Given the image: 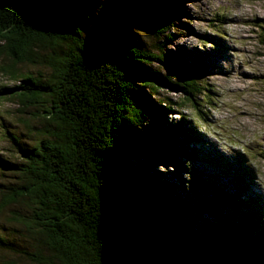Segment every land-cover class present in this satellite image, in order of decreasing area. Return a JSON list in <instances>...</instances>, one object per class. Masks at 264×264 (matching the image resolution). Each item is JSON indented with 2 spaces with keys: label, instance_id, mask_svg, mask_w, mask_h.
I'll return each instance as SVG.
<instances>
[{
  "label": "trees",
  "instance_id": "trees-1",
  "mask_svg": "<svg viewBox=\"0 0 264 264\" xmlns=\"http://www.w3.org/2000/svg\"><path fill=\"white\" fill-rule=\"evenodd\" d=\"M102 2L95 10L87 0H0V75L11 82L0 86V101L16 105L31 140L8 133L11 159L0 160V173L12 176L0 184V215L8 209L16 226L9 240L0 235V264H264L257 197H248L251 213L241 193L215 192L239 221L209 211L218 223L198 224L213 207L154 170L165 158L176 178L189 174L187 142L202 136L183 117L167 124L172 102L161 87L191 105L195 123L204 120L196 97L208 100L203 67L172 64L162 51L182 0H163L145 27L161 43L154 53L130 37L129 24L144 27L123 0ZM180 25L174 32H185ZM132 155L147 162L142 171Z\"/></svg>",
  "mask_w": 264,
  "mask_h": 264
},
{
  "label": "rangeland",
  "instance_id": "rangeland-1",
  "mask_svg": "<svg viewBox=\"0 0 264 264\" xmlns=\"http://www.w3.org/2000/svg\"><path fill=\"white\" fill-rule=\"evenodd\" d=\"M87 1L89 6L94 5L95 10L104 4L103 0ZM176 7H179L174 15L178 17L176 27L182 24L180 26L186 27V30L177 33L174 32L176 27L169 30V33H175V37L162 51L170 63L191 67H196L197 63L203 67L200 84L209 90L206 92L208 100L201 101L199 96L196 97L198 103L204 104L201 109L205 113L204 120L195 123L197 116L191 105L184 102L180 95L161 87L159 94L172 102L171 111L167 113V124L177 123L183 117L189 123V128L202 136L199 137L200 141L191 138L187 142L195 152L194 160H184L189 174H183L181 179L176 178L178 176L168 167L165 158L160 159L158 164L153 163L154 170L182 188L189 200L195 197L198 198L196 202H201L197 204L208 203L213 207L201 213L198 224H203V219L218 223L210 217L211 212L218 213L224 221L229 222L230 219L238 222L240 217L232 216L228 206L222 205L214 193L230 196L241 193L240 201L246 202L244 209L247 212L253 209L248 197H257L264 209V0H182L176 3ZM129 26L134 30L128 27L133 31L130 37L138 40L146 50L154 53L157 52L155 49H160L161 43L152 29ZM154 66L159 68L160 64L155 63ZM37 69L45 73L43 68ZM159 71L164 74L163 70ZM6 84L10 85L11 82L0 75V86ZM210 102L211 106H206ZM15 109V104L0 101V160L11 159L8 133L22 142L31 141L27 139ZM176 139L186 144L183 137ZM257 153L262 155L258 156ZM132 158L135 159L133 169L142 171L147 162L140 156L132 155ZM214 163L217 164L214 166ZM0 172H3L1 167ZM0 174L4 175L0 176L2 186L12 181L9 174ZM195 179H198V183L189 186ZM186 185L194 190V194L189 192ZM205 186L207 189L203 188ZM216 201L219 205H216ZM255 207L256 210L260 208ZM7 218L8 209L0 215V235L9 240L16 226L9 224ZM249 233L252 234L251 231ZM246 239L244 242L250 257L252 246L250 239ZM12 240L21 244L16 235L12 236ZM239 246L245 249L246 255V248Z\"/></svg>",
  "mask_w": 264,
  "mask_h": 264
},
{
  "label": "water",
  "instance_id": "water-1",
  "mask_svg": "<svg viewBox=\"0 0 264 264\" xmlns=\"http://www.w3.org/2000/svg\"><path fill=\"white\" fill-rule=\"evenodd\" d=\"M134 19L141 27H146L155 19V15L162 12L163 0H123Z\"/></svg>",
  "mask_w": 264,
  "mask_h": 264
},
{
  "label": "bare ground",
  "instance_id": "bare-ground-1",
  "mask_svg": "<svg viewBox=\"0 0 264 264\" xmlns=\"http://www.w3.org/2000/svg\"><path fill=\"white\" fill-rule=\"evenodd\" d=\"M33 27H34V26H33ZM20 48H21V47H20ZM25 53H26V52H25ZM61 54H62V53H61ZM9 62H10V61H9ZM14 63H15V62H14ZM2 68H3V67H2ZM10 75H11V74H10ZM13 95H14V94H13ZM13 95H12V96H13ZM10 98H12V97H10ZM16 99H17V98H16Z\"/></svg>",
  "mask_w": 264,
  "mask_h": 264
}]
</instances>
